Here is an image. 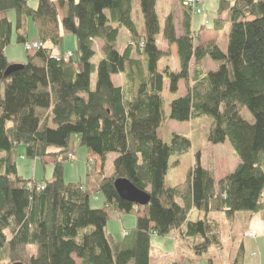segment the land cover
Instances as JSON below:
<instances>
[{"label": "trees", "instance_id": "trees-1", "mask_svg": "<svg viewBox=\"0 0 264 264\" xmlns=\"http://www.w3.org/2000/svg\"><path fill=\"white\" fill-rule=\"evenodd\" d=\"M31 1L0 0V14L16 17L15 23L0 20V264H150L153 237L201 238L195 246L199 254L222 247L220 221L211 219L213 213L230 220L240 212L264 218V0H220L217 13L227 19L219 18L212 30L221 32L230 24L226 50L217 41L201 43L205 27L193 31L186 0H180V37L173 14L166 18V49L159 39V0H38L37 9ZM135 4L143 15L142 31L133 20ZM27 19L34 22L41 47L27 53L22 70L6 76L15 65L5 52L15 25L17 44L29 43L20 34ZM122 30L129 42L120 50ZM61 32L76 37L82 71L73 57L54 56L47 48L60 45ZM97 40L103 43V58L95 64ZM174 47L179 69L160 67ZM207 61L215 70H207ZM95 74L99 78L92 89ZM113 76L122 84L116 85ZM181 83L185 95H178ZM166 90L176 96L170 103ZM206 116L212 119L208 142L228 141L238 166L217 184L198 154L186 181L166 187L172 158L188 153L192 142L174 134L166 143L158 129ZM74 135L102 166L109 154H117L110 176L100 166L92 183L90 174L84 183L65 182L64 155ZM22 146L27 159L52 161L51 180L19 175L16 158ZM118 179L147 193L150 203L141 207L121 200ZM98 193L105 197L104 207L93 209L90 199ZM194 211L198 220L190 219ZM112 212L137 216L136 227L121 241L107 231ZM233 264H245L244 250Z\"/></svg>", "mask_w": 264, "mask_h": 264}, {"label": "rangeland", "instance_id": "rangeland-1", "mask_svg": "<svg viewBox=\"0 0 264 264\" xmlns=\"http://www.w3.org/2000/svg\"><path fill=\"white\" fill-rule=\"evenodd\" d=\"M229 1L234 2V0ZM219 3L220 0H202L201 9L203 14L195 15L193 17V30L198 32L204 21H208V24H210L209 28H213L216 19H219L217 13ZM30 6L37 9L38 0H32ZM156 13L161 26V34L159 35L161 48L166 49V43L162 40V31L165 27L166 18L168 15L173 14L174 22L176 20L175 26L177 23L176 34L178 33L180 35V30L182 34V28L178 23L183 21V6L181 5L180 0H159L156 7ZM2 18H8L14 23L16 19L14 12L2 13L0 14V19ZM133 20L137 24L138 29L142 31L144 28V21L138 4L134 5ZM15 27L12 45L6 49V56L10 62H26L28 52L25 50L24 46L17 44L18 33ZM229 31L230 24L226 23L223 30L219 33L220 40L218 42L223 50H226L228 46ZM23 34L28 37L29 42L38 40L37 29L31 19H27ZM203 39L205 40V37ZM128 42L129 34L126 30H122L117 43L118 49H123ZM47 48L57 57H64L71 53L73 55V61L77 64L79 70L82 71V67L79 63V50L76 37L72 35H64V33L61 32L60 45L54 47L51 43H48ZM102 49L103 43L100 40H97L94 44V50L97 52V55L93 60V63L97 64L103 58ZM174 54L175 47L173 48L172 56H174ZM172 56L171 58L162 60L160 67L169 66L173 70H178L179 61L177 56ZM206 68L212 69L213 64L208 62ZM98 78V75H92V89H96ZM112 79L116 85H119V83L122 84L120 77L113 76ZM180 86V94L178 95L186 94L187 90L184 83H181ZM175 97V95H171L168 90H166L165 100L167 103H170ZM242 115L249 122L253 121L252 116L247 110H243ZM211 125L212 119L206 116L193 122L178 123L170 121L163 124L158 129L159 138L166 143L171 141L174 134H183L192 142V149L188 153L172 158L171 167L165 182L166 187H173L186 181L190 170L195 164L196 156L198 154H200L202 167L210 170L215 175L217 184L220 180L234 172L239 164V159L235 155L228 141L221 145H213L208 142V133ZM52 149L53 150L51 151L56 150L55 148ZM70 151L74 154L76 161H71L68 156L69 154L64 155V159L66 158L64 164V178L66 183H84L88 174L91 176L92 183L94 177L96 178V173L100 172V166L104 167V176L107 177L112 174L117 154H109L105 160L104 166H102L100 159L97 156L90 154L86 148L80 146V137L78 135L72 136ZM25 154V149L23 151V149L20 148L19 156L16 158L17 169L20 176L28 180L34 178L36 182H44L52 179L54 167L52 163H49L51 160H30L25 157ZM101 178L102 175H100L99 179L101 180ZM104 203L105 197L103 194L98 193L91 196L90 205L93 209H102ZM253 216H255L256 219L252 221L251 219ZM195 218L196 214L193 215L192 213L190 219L194 220ZM211 219L220 221V233L222 237L221 248H212L208 252L198 254L195 250V246L200 243L201 238L188 239L186 241V239H183L178 233H174L167 237H153V251L151 253L150 264L177 263L175 258L169 257H166L165 261L161 262V259H163L161 254H170L173 252L174 239L181 244L180 253L178 254L179 260L182 264H209L210 260H212L214 264H233L241 250H244L245 264H264L263 214L260 213V215H253L249 212H240L230 220L221 214L213 213ZM136 224V214L126 215L112 212V218L108 222L107 231L113 235L115 241H121L123 237L127 236V231L134 229ZM125 232L126 234H124ZM249 232H255L256 236L254 238H248L247 233ZM77 263L80 264L79 261H77Z\"/></svg>", "mask_w": 264, "mask_h": 264}, {"label": "crops", "instance_id": "crops-1", "mask_svg": "<svg viewBox=\"0 0 264 264\" xmlns=\"http://www.w3.org/2000/svg\"><path fill=\"white\" fill-rule=\"evenodd\" d=\"M203 6H204V4H203ZM203 14V13H202ZM219 18H221V19H227V15L225 14V15H222V17H219ZM1 20V19H0ZM182 20V19H181ZM218 19H216V21H217ZM215 21V22H216ZM175 22H176V20H175ZM206 22H208V21H204L203 23H202V25H201V27H200V29H199V31L201 30V29H203L204 27H205V29H204V31L201 33V35H200V38H201V43L203 44V45H206V44H208L209 42H211V41H219L220 40V36H219V31H215V30H212V28H209V25L210 24H208L207 26L205 25L206 24ZM178 24H180V26H181V28H182V22H179ZM225 26V25H224ZM176 27H177V23H176ZM213 27H214V25H213ZM219 27L220 28H222V26L221 25H219ZM192 29H193V26H192ZM194 32H196V30H193ZM20 34H23V31L22 32H20ZM177 35H178V37H180L182 34H181V30H180V35L177 33ZM204 38L205 37V40L202 38V37ZM29 41V40H28ZM96 42V41H95ZM219 43V42H218ZM95 44V43H94ZM220 44V43H219ZM172 52H173V48H172ZM174 56L176 57L177 56V51H176V48H175V54H174ZM174 56H172V57H174ZM23 61H13L12 63H15V64H21ZM208 62H210V61H207V63ZM206 63V64H207ZM212 63V62H211ZM213 64V63H212ZM207 70H209V71H212V70H215V65L213 64V68L212 69H207ZM180 89H181V86H180ZM180 89H179V93L178 94H180ZM185 95V94H184ZM20 148H22L23 149V151H24V149L25 148H23V147H20ZM19 148V149H20ZM22 158H24L23 156H21ZM50 160V159H49ZM47 162V161H46ZM46 162H44V163H46ZM49 163H52V161H50ZM52 165H53V163H52ZM53 167H54V165H53ZM25 180H28V179H25ZM31 181H35L36 182V180H34V178L33 179H30ZM196 214V220H198L199 218H200V215L196 212V211H194L193 212V215H195ZM257 215H260V214H257ZM194 219V220H195ZM256 219V217L255 216H253L252 217V221L253 220H255ZM187 241V240H186ZM173 242H174V247H173V252H171L170 254H161V257H163V259H161L162 261L161 262H163V261H165V259H166V257H169V258H175V260H176V264H179V262H180V264H182L181 263V261L179 260V254L178 253H180V248H181V244H179L178 242H177V240H173ZM180 246V247H179ZM179 251V252H178ZM181 252H183V251H181ZM171 256H173V257H171ZM174 264H175V262H174Z\"/></svg>", "mask_w": 264, "mask_h": 264}, {"label": "water", "instance_id": "water-1", "mask_svg": "<svg viewBox=\"0 0 264 264\" xmlns=\"http://www.w3.org/2000/svg\"><path fill=\"white\" fill-rule=\"evenodd\" d=\"M23 65L15 64L9 67L6 72V76L11 75L12 73L22 70ZM115 189L118 193L121 200L126 201L128 203L138 205L141 207H145L150 203V196L137 189L129 180L127 179H118L115 181ZM21 264V263H16Z\"/></svg>", "mask_w": 264, "mask_h": 264}, {"label": "built area", "instance_id": "built-area-1", "mask_svg": "<svg viewBox=\"0 0 264 264\" xmlns=\"http://www.w3.org/2000/svg\"><path fill=\"white\" fill-rule=\"evenodd\" d=\"M201 6H202V0H186V2L184 3V7L189 9L194 16L195 15H202L203 11L201 9ZM207 24H208V22H206V25ZM40 47H41V44L38 41L29 42V43L24 45V48L27 52H32L34 50H38ZM72 57H73V55L71 53L64 56V58L66 60L71 59ZM68 156H69V159L71 161L76 160L72 151L69 152ZM41 189H42V187L40 186V190ZM124 234H126V232ZM255 236H256L255 232L247 233L248 238H254Z\"/></svg>", "mask_w": 264, "mask_h": 264}]
</instances>
